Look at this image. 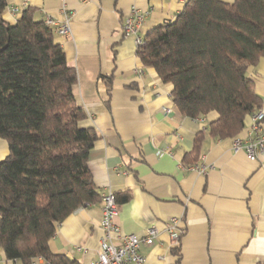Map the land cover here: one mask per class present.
<instances>
[{
    "label": "crops",
    "instance_id": "crops-1",
    "mask_svg": "<svg viewBox=\"0 0 264 264\" xmlns=\"http://www.w3.org/2000/svg\"><path fill=\"white\" fill-rule=\"evenodd\" d=\"M185 1L6 0L3 17L13 24L31 6L35 20L54 23L48 25L54 40L77 75L73 95L85 112L79 126L98 134L87 161L94 186L100 195L129 192L114 218L123 234L141 237L151 225L158 231L153 244L139 245L144 264H264V158L250 160L243 149H233L235 138L251 134L250 115L235 138L211 137L207 128L217 113L176 116L172 85L136 54L135 37L174 19ZM131 8L146 15L136 34L123 37L121 26ZM66 22L67 34L54 32ZM246 75L264 112V54ZM203 130L197 160L184 163ZM7 154V142L0 138V161ZM101 210L98 200L69 214L48 242L51 252L81 264L95 260L103 237ZM173 217L180 219L182 232L177 244L165 229ZM12 261L0 246V264ZM35 263L49 264L43 258Z\"/></svg>",
    "mask_w": 264,
    "mask_h": 264
},
{
    "label": "trees",
    "instance_id": "trees-1",
    "mask_svg": "<svg viewBox=\"0 0 264 264\" xmlns=\"http://www.w3.org/2000/svg\"><path fill=\"white\" fill-rule=\"evenodd\" d=\"M0 0V246L8 259L33 264H81L55 254L48 242L57 225L80 206L100 200L87 161L98 134L82 128L75 69L53 30L25 8L13 23ZM143 66L172 85L175 115L217 118L207 133L235 138L245 118L260 108L246 75L264 54V0H186L175 18L152 27L136 47ZM108 94L111 77H103ZM205 131L183 157L197 160ZM129 192L115 194L117 203Z\"/></svg>",
    "mask_w": 264,
    "mask_h": 264
},
{
    "label": "built area",
    "instance_id": "built-area-1",
    "mask_svg": "<svg viewBox=\"0 0 264 264\" xmlns=\"http://www.w3.org/2000/svg\"><path fill=\"white\" fill-rule=\"evenodd\" d=\"M84 1V0H80ZM146 13L136 8H131L125 16L121 26L123 37L136 34L138 27L143 22ZM45 24H54L50 19H46ZM54 32L58 34H67L69 32L68 22L55 25ZM142 38L135 37V44H141ZM251 134L246 140L235 138L233 140V149L235 151L243 149L247 158L258 160L264 158V112L257 109L251 115ZM102 203L100 226L103 230V237L99 242L97 249V258L89 264H144L145 257L139 252L140 243L151 245L154 243L158 231L151 225L143 236L138 237L135 234H123L120 228L115 224L114 218L118 215V203L115 194L112 192L102 193L100 195ZM180 219L173 217L165 225V229L173 242L178 243L181 237V231L177 230ZM118 241V243H116ZM12 264H20L12 261ZM33 264H36L35 262Z\"/></svg>",
    "mask_w": 264,
    "mask_h": 264
}]
</instances>
